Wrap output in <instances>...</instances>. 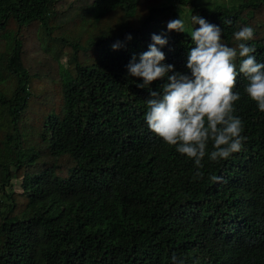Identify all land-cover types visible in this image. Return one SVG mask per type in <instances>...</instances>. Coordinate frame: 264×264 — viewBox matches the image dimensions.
<instances>
[{
    "label": "trees",
    "instance_id": "obj_1",
    "mask_svg": "<svg viewBox=\"0 0 264 264\" xmlns=\"http://www.w3.org/2000/svg\"><path fill=\"white\" fill-rule=\"evenodd\" d=\"M215 1L0 0V192L24 179L19 213L14 203L3 223L0 214V264H171L173 254L185 264H264V112L246 80L236 85L243 148L205 157L196 178L192 160L148 130L149 91L126 69L157 33L168 39L166 62L186 71L190 37L166 24L194 27L193 12L220 24L230 46L252 26L264 60V0ZM30 113L48 160L25 175Z\"/></svg>",
    "mask_w": 264,
    "mask_h": 264
},
{
    "label": "clouds",
    "instance_id": "obj_2",
    "mask_svg": "<svg viewBox=\"0 0 264 264\" xmlns=\"http://www.w3.org/2000/svg\"><path fill=\"white\" fill-rule=\"evenodd\" d=\"M189 28L185 19H170L166 29L186 32L192 46L188 47L186 71L166 62L162 50L167 36L152 33L147 50L133 54L126 65L127 74L142 78L140 88H147L149 97L144 113L148 130L166 144L174 146L181 155L191 159L196 178H202L205 157L212 162L228 159L243 148L246 137L244 124L236 114V102L241 92L236 88L238 77L246 80L243 91L255 101L258 111L264 112V60L256 56L255 30L243 25L233 32V46L224 42L223 27L209 22L204 16L192 13ZM231 24V20L222 21ZM198 25V27H197ZM131 34L127 39H131ZM122 42L111 47L116 50ZM153 81H162L158 88ZM211 142V149L209 143ZM212 181L221 177L211 176ZM171 264H185L182 257L173 254Z\"/></svg>",
    "mask_w": 264,
    "mask_h": 264
},
{
    "label": "rangeland",
    "instance_id": "obj_3",
    "mask_svg": "<svg viewBox=\"0 0 264 264\" xmlns=\"http://www.w3.org/2000/svg\"><path fill=\"white\" fill-rule=\"evenodd\" d=\"M211 3H214L215 0H208ZM221 1H228V0H221ZM215 2H219L215 1ZM184 12H187V8H185ZM258 31L255 32V38L258 35ZM34 116V114L30 113L29 119H27V123H29L28 127L26 128V130L22 133V135H24V143H23V147H24V153H22L21 158L22 160H24L25 165L27 166V171L24 172V174L26 175L27 173H33L35 171V168L39 165L42 166V164H44L47 160H48V156L46 153L41 152V143L38 141L37 138H33L30 136V132L32 130L31 126H30V117ZM39 132V130H37ZM33 148H35V150L37 152H35L33 150ZM35 156V157H34ZM15 166L12 167L13 170H15ZM23 176L20 178H14L13 180H11V182L9 183V185H7V187L5 188V190L7 191L6 195H4L3 192H0V214H2L3 219L1 220V222H5V219L10 213H14L12 211H10V208L14 205V203H16V208L14 209V211H18L16 213H19L20 211V207H22L21 205L23 204V202H20V199L17 197V195L14 196L15 193H20L22 192L23 189ZM3 194V195H2ZM11 196H13L11 198ZM10 207V208H9Z\"/></svg>",
    "mask_w": 264,
    "mask_h": 264
}]
</instances>
